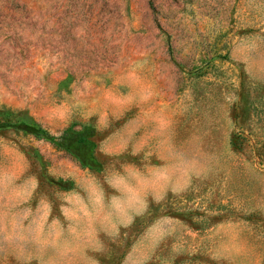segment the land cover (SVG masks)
Instances as JSON below:
<instances>
[{
  "label": "rangeland",
  "instance_id": "obj_1",
  "mask_svg": "<svg viewBox=\"0 0 264 264\" xmlns=\"http://www.w3.org/2000/svg\"><path fill=\"white\" fill-rule=\"evenodd\" d=\"M20 122L102 169L0 127V264H264V0H0Z\"/></svg>",
  "mask_w": 264,
  "mask_h": 264
},
{
  "label": "trees",
  "instance_id": "obj_2",
  "mask_svg": "<svg viewBox=\"0 0 264 264\" xmlns=\"http://www.w3.org/2000/svg\"><path fill=\"white\" fill-rule=\"evenodd\" d=\"M4 126L15 127L32 134L38 139L51 143L55 148L73 156L82 168L94 171L102 169L101 163L95 156L96 144L93 140L95 128L91 125H83L80 128H76L75 125H69L58 135H53L40 127L24 122L10 125L8 123H0V127ZM65 188H71V185Z\"/></svg>",
  "mask_w": 264,
  "mask_h": 264
}]
</instances>
